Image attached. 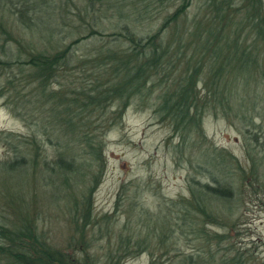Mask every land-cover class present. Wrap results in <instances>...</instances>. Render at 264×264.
<instances>
[{
  "label": "trees",
  "instance_id": "1",
  "mask_svg": "<svg viewBox=\"0 0 264 264\" xmlns=\"http://www.w3.org/2000/svg\"><path fill=\"white\" fill-rule=\"evenodd\" d=\"M14 3L18 23L36 28L42 20L31 15L37 7L27 0H0V13L14 12ZM89 4L81 23L66 13L59 18L74 30L63 39L56 41L57 27L45 31L41 42L54 47L34 46L0 18V100L28 129L26 136L0 130L8 154L0 161V197H9L4 207L18 219L0 217V264H125L144 253L150 264H255L233 235L248 203L264 202V0H178L172 14L156 17L153 10L174 8L175 0ZM95 10L112 11L108 24ZM134 106L150 108L169 128L166 147L187 171L190 196L163 198L158 212H144L164 219L168 239L157 246L152 241L161 229L141 224L137 238H120L122 254L103 259L90 254L87 236L114 231L112 218L129 190L121 186L114 216L99 218L93 198L105 174L109 133ZM210 117L239 133L241 155L210 141L204 129ZM30 190L49 197L50 206L54 199L75 200L78 236L70 245L78 246L76 255L50 244L23 212ZM133 207L140 205L134 200ZM192 211L201 227L191 221ZM184 234L193 250L172 249Z\"/></svg>",
  "mask_w": 264,
  "mask_h": 264
},
{
  "label": "rangeland",
  "instance_id": "2",
  "mask_svg": "<svg viewBox=\"0 0 264 264\" xmlns=\"http://www.w3.org/2000/svg\"><path fill=\"white\" fill-rule=\"evenodd\" d=\"M13 1L16 2L17 0ZM27 1L37 7L36 13L33 14L32 12L31 15L42 20L40 23H36V28L26 30L23 28L24 26L18 23L16 9L20 5L17 3H14V6L17 5L13 9L14 12L6 9L3 13H0V18H3L7 28L14 35L22 34L21 37L25 35L27 41L30 40L34 46L39 48L56 46L54 41L47 45L45 42H41V36L43 37L45 31L50 28L56 29L57 27L61 31L60 35H56V41L63 39V37L74 31L70 25L61 24L62 21L59 18L67 14L74 21L81 23L79 18L83 17L84 19L88 9L86 7L90 5L89 0H40L45 3L35 0ZM132 1L134 0H126L128 5ZM65 3H68L66 11L62 9V6L66 5ZM175 3L174 8H165L163 12L162 10L159 12L153 10V17L172 14L177 8L178 0H175ZM95 11L96 13L93 16L97 17L96 19L103 18V21L106 20L104 23L108 24L107 21L111 17L112 11L108 13ZM145 28H147V24H145ZM157 28V26H153L149 28L148 32H154ZM69 42L70 39H67L65 43L68 44ZM115 126L107 138L105 174L93 198L99 218L106 214L114 216L112 214L122 185L129 191L126 193V199L120 205L119 213L121 214L118 215L119 217L116 215L112 218V221L115 220L114 231L107 233L105 238L103 237L105 233L98 234V238H95V235L87 236V242L93 244L90 254L103 259L111 253L113 255L122 254L118 250L121 242L120 238L122 239L127 234L132 235V238H137V234L142 229L141 224L157 227L158 230L161 229L159 236H154L155 239L152 241L157 246L158 239H168V231H164L165 229L162 227L164 219L155 220L153 218L151 220L148 217H143L144 212H148V210L154 213L158 212V204L164 200L163 198L177 200L181 196H190L187 171L176 164L171 151L166 147V139L170 136V130L154 119V114L150 108L144 109L140 106L129 108L122 122L117 123ZM204 129L210 141L217 146L226 148L235 155H241L242 137L228 123L210 117L205 120ZM0 130L18 135L26 136L28 134V129L22 122L12 116L10 111L3 105L2 100H0ZM7 155L6 149L0 145V161L7 159ZM139 190L141 193H138ZM81 195L80 191L78 199ZM25 197L29 202L27 205L23 204V212H27L29 218L44 231L45 238H48L47 241L63 251L76 255L79 251L78 246L70 245L72 238L78 236L72 222L75 213L77 215L79 212L74 210L75 200L72 198V201L68 204L66 197L54 199L53 205L50 206V204H47L49 197L47 199L43 198L44 194L42 195L36 190H30L29 195ZM6 198L9 197H0V217L4 215L8 221L15 220L14 222L18 223L16 222L18 219L12 215L11 211L7 210L9 207H4L8 201ZM134 200L139 203L140 208L133 207ZM243 211L245 217L238 229L239 235H233V242H237L238 248L243 250L248 247L252 256L257 259L255 264H264V202L253 201L251 204L248 203ZM127 215H130L129 222L131 223L127 226V229L119 232L124 226L121 219L124 217L126 220ZM171 215H173L171 218L174 220L178 219L177 213ZM191 216V221L196 222L201 227V222L195 220L196 217L200 218V216L196 215L195 211H192ZM122 232L123 236L121 235ZM185 232H187V229ZM154 233L156 232L154 231ZM184 235L179 237L172 249L176 251L187 250V252L193 250V245L189 244L190 238H187L189 235ZM169 241L173 243L175 237H172ZM150 263L151 257L148 253L129 258L125 262V264ZM103 264L108 263L104 262Z\"/></svg>",
  "mask_w": 264,
  "mask_h": 264
}]
</instances>
